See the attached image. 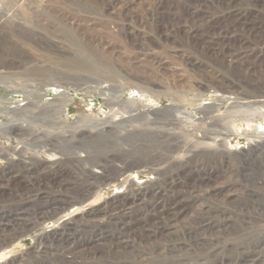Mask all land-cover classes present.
Masks as SVG:
<instances>
[{
	"label": "rangeland",
	"instance_id": "rangeland-1",
	"mask_svg": "<svg viewBox=\"0 0 264 264\" xmlns=\"http://www.w3.org/2000/svg\"><path fill=\"white\" fill-rule=\"evenodd\" d=\"M241 10L252 13V23L243 24L242 18L247 12L240 15ZM62 97L67 99L66 108H62L63 111L59 108L60 112L49 117L58 129H68L81 120L88 123L103 118L110 106L119 112L116 119L122 118L126 114L122 111L127 108L121 111L120 107H128L127 102L131 101L136 115L146 114L149 120L165 116L156 113L172 105L178 124L164 127L166 129L163 125L162 129L173 128L168 131L172 135L171 145L175 143L176 148L167 149L164 143L159 148L145 147L143 152L147 155L143 153L142 158H147L148 154L150 158L158 156L151 166L137 164L97 184L100 189L82 203L67 207L55 215L53 221L38 224L34 230L4 244L0 249V264H27L36 243L58 229L61 223L87 219L91 212L126 194L130 187H149L161 180V172L174 170L184 162L192 171L195 164L200 165L199 168L202 164L211 167L214 180L224 187L226 195L228 193L226 201L214 198L203 201L213 207L221 204L220 209L226 208V217L231 220L218 229L222 238L216 245L218 249L224 251L246 242L249 236L260 243L256 250L263 247L264 147L253 149L261 139L251 132L264 131V0H39L36 5L28 0H2L1 109L32 102L36 105L31 107L30 113L36 115L44 105ZM248 107L251 110L243 113ZM211 116L222 119L219 124L224 129L220 125L212 127ZM142 118L140 116L141 120L135 124L145 126L147 120L144 122ZM167 118L171 119L172 115ZM45 126L50 129L51 124L45 122ZM211 129L219 134L211 133ZM40 132L41 129L34 131L37 135ZM201 136L207 138L203 143L207 151H218L219 144L224 143L221 149L227 156L226 161L211 152L210 155L190 152ZM116 140L128 149L126 139L117 136ZM137 140H133L137 145L144 144ZM23 146L15 136L0 135V154H4L0 157V177L15 176L10 182L0 180V217L19 203L13 205L17 202L11 201L13 194L19 193L20 196H16L19 201L24 199L26 194L19 189L26 184V175L35 186L44 185L47 178L50 184H55L88 175L89 168L80 162L85 159L84 152L54 154L43 149L37 153L30 148L23 156L18 154ZM19 163L38 172L25 175L16 166ZM114 164L121 166L123 162L114 161ZM50 168L58 169L54 174L48 170ZM191 182L194 179L187 183ZM205 188L202 186L201 190ZM248 200L254 201L250 207L245 206ZM201 203L186 211L187 221ZM95 215L93 218L102 217ZM100 229L104 228L98 227L96 233ZM89 240L83 242L88 245ZM203 255L196 251L189 257H181L182 264H210ZM228 255L229 264H263L259 252L247 260L242 258L244 254L238 261L233 254ZM162 259L169 257H161L159 260L163 263Z\"/></svg>",
	"mask_w": 264,
	"mask_h": 264
},
{
	"label": "bare ground",
	"instance_id": "bare-ground-1",
	"mask_svg": "<svg viewBox=\"0 0 264 264\" xmlns=\"http://www.w3.org/2000/svg\"><path fill=\"white\" fill-rule=\"evenodd\" d=\"M28 1L36 5L39 0ZM1 2L2 0H0V4ZM243 12H247L245 13V17L242 18L243 24L252 23V13L241 10V13L239 12L240 15ZM127 103L129 104L128 107H120V110L127 108L125 111L121 110L123 113H126L122 118L116 119L119 112L113 110V107L111 108L110 106V111L105 117L92 119L88 123H83L81 120L78 121L77 125L70 126L68 129H58L49 118L53 113H57L59 108L60 111L66 108L67 99L65 100L64 97L57 98L54 102H50L48 106L44 105L36 115L30 113L31 107L36 105L32 102L26 106L8 109H1L2 107L0 106V135L15 136L24 143V146L18 152L19 155H23L22 153L26 152L27 149L30 150V148L36 150L37 153L39 150L47 149L54 154L62 152L76 154L78 150L85 154V159L80 162L84 165L86 164L89 168L88 172L86 171L88 175L83 177L85 178L84 181H82L83 178L80 179L79 177V180L72 179L70 182L58 181L55 184H50L47 178L44 185L35 186L33 180L30 182V176L26 174L30 175L38 171L31 166L27 167V164H16L28 177L24 187L19 189L21 193L26 195L23 200L19 201L16 197L19 193L13 194L10 197L11 201H17L13 205L19 203L14 207H10L9 211L3 212V215L0 217V249L4 247V244L9 243L16 237L23 236L28 231L34 230L36 225L50 220L53 221V217L60 211L63 212L67 207L88 199L89 196L100 189L97 187V184L100 185L105 181H109L137 164L139 167L148 166V164L151 166L152 164L150 163L155 162L157 155L155 158H150L151 154H148L150 157L142 158L141 155H143L145 147L151 148L157 146L159 148L160 144L162 143L163 145L164 143L167 149L176 148V146H173L175 143L171 145L173 142V140L172 142L170 141L172 135L168 131L173 128L162 129L163 125L164 128L169 125L174 126L178 124V116L172 114L174 110L172 105L156 113L165 116L154 117L149 120L150 118L146 114H143L145 117L141 115L142 113L138 116L136 115L132 101ZM250 110L251 108L248 107L243 113ZM171 115L172 118L168 119L167 116L170 117ZM140 116L147 120L145 126L144 123L135 124L136 121L141 120ZM212 118L211 116L209 120ZM37 121H39V124H37ZM221 121L222 119L213 118L210 124L212 127H219V125L221 126L219 124ZM45 122H48V125L51 124L50 129L45 126ZM155 123L162 125L152 126ZM220 128L222 129L223 126ZM36 129H41L38 135L34 133ZM211 133L219 134L218 131L212 129ZM251 135L261 139V142L253 145V149L259 146L263 148L264 131L253 130ZM117 136L118 139H126L127 145L125 146H128V149H124V145L118 144L117 140L114 141ZM136 138L139 141H143L144 144L137 145L133 141ZM199 140L200 142L194 145V149L190 150V152H197L199 154L208 152L207 155H210L211 152L212 155H217V157L223 160L227 158L224 150L221 149V147H224V143L219 144L218 151L212 152L207 151L203 145L207 140L205 136H201ZM177 150L180 149L177 147ZM197 150L202 152L200 153ZM173 151L172 149L171 152ZM162 152L165 153L164 150ZM54 154H49V156H56ZM2 155L4 154H0V157ZM114 161L115 163L116 161H121L123 165L117 166L116 164L115 166ZM202 165L199 168L200 165L195 164L193 171L189 168L187 162L179 166L176 165V169L174 170L167 173L166 171L161 172V180L152 183L149 187L146 186L144 189L130 187L126 194L113 198L111 201L106 202L101 209L99 207L100 210L97 209L91 212V217L79 221H70L71 223H61L62 225L58 229L48 233L45 237L43 236L36 243L38 244L35 248L36 250L33 251V257L27 264H182L181 257H189L191 253L193 254L196 251L203 252V256L209 259L210 264H229L230 256L228 254H233V258H238L236 260L238 261L244 254L242 258L247 260V258H251L259 252L262 255L260 259L264 264V242L262 244L263 247L260 250H256L260 243L252 240L251 236L246 239V242L234 244L230 248H225L226 250L224 251L219 250L216 246L222 239L218 234V229L222 228V226L225 227L228 221L231 220L226 217V208L225 210L220 209V203L219 207H213L211 203L203 201L213 198L215 200L226 201L228 193L226 195V191L222 189L224 187L217 184V181L214 180L215 178L211 174V167L208 168L206 165ZM57 169L50 168L48 170H52L55 174ZM90 169L96 171L92 173ZM80 172H82L81 168ZM47 173H50V171ZM13 177L10 175L1 176L0 180L10 182L13 180ZM182 178L185 179L183 180ZM193 179L194 182H191V184L187 183L188 180L193 181ZM201 185L207 187V189L201 190ZM201 201V206L198 205V211H194L195 214L191 215L187 221L186 211ZM253 202L248 200L245 206L250 207ZM4 214L7 215L4 216ZM94 214L102 215V217L93 218ZM98 227H103L104 229H100V232L96 233ZM105 229L106 231L104 232ZM83 233L86 234L82 235ZM36 239L38 238L36 237ZM88 239L90 240L88 245H86V242L83 241ZM166 255H168L169 259L165 261L162 259L163 263L160 262L159 259Z\"/></svg>",
	"mask_w": 264,
	"mask_h": 264
}]
</instances>
